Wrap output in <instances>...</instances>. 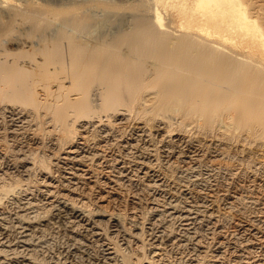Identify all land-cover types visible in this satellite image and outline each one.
<instances>
[{"label": "bare ground", "instance_id": "1", "mask_svg": "<svg viewBox=\"0 0 264 264\" xmlns=\"http://www.w3.org/2000/svg\"><path fill=\"white\" fill-rule=\"evenodd\" d=\"M260 5L250 0H0V110L11 125L19 121L11 131L17 130L20 122L33 123L36 127L33 128L32 138L36 142L43 143L42 132H38L41 124H51V142L63 149L67 147L62 160L65 171L70 175L63 173L61 180L64 185L74 183L80 174V166L86 160L94 161L102 154L93 144L90 145L95 138L90 143L79 141L78 134L94 130L97 138L100 136L109 140L116 131V123L122 124L133 114L136 116L134 119L143 121L137 132L141 138L149 130L160 132L164 129L162 127L168 128L167 131L164 129L159 140L162 141L159 154L164 162H171L174 157L177 161L185 157L196 158L197 161L196 150L201 147L199 140L196 143L192 138L187 137V140L168 133L176 114H179L176 122L181 127L196 124L194 127L200 129V126H211L219 120V127L227 130L232 124L236 125L233 123L237 122L234 120L235 112L242 116L244 112H256L257 117V110H264V100L259 98V102H255L259 95L256 85H264V23L256 13L261 11H256L261 9ZM167 6L173 9L176 19H165L163 10ZM15 27L24 36L15 35L17 30L13 35ZM10 32L12 39L8 35ZM9 41L12 47V44L6 45ZM139 85H145L142 94H138L141 90H138ZM37 86L39 89L36 91ZM86 92L89 95L87 99L84 96ZM253 93L257 94L255 98L250 95ZM15 96L22 97L25 107L10 101L11 98L19 99ZM218 107H222L219 112ZM246 117L249 118V115ZM122 127L120 130H124ZM252 131L257 133L255 129ZM134 140L132 144L126 141L121 146L127 150L130 144L135 149L133 156L139 169L150 175L152 170H156L152 157L157 151L149 150L153 145L142 149L137 136ZM184 142L187 143L185 146ZM139 148L143 155L140 150L137 153ZM23 152L19 151L20 154L15 157L21 176L40 163V160L36 162V156L32 158ZM5 153H0V157L7 156ZM194 153L195 156H192ZM44 165L46 167V163ZM156 165L159 166V163ZM124 172L122 170L121 173ZM158 174L153 173L154 181L163 185L167 173L164 178ZM24 176L23 179H26ZM11 182L0 184V264H77L79 260L83 264H135L142 258L128 250L129 243L148 229L152 230L149 239L154 248H168L177 240L180 245L181 242L185 245L193 243L198 249L201 246L199 229H203L204 225L210 226V223L216 226L217 214L212 209V203L203 197L204 200L194 198L195 195L188 196L185 191H182L183 201L177 194L171 193L172 197L165 204L162 202L161 207L156 203L152 219L146 224V221L141 223V220H136L130 233L125 229L120 214L92 208L90 203H82L74 195H57V190L51 188L56 184L52 179H45L44 187L40 189L47 197L45 209L40 205L41 199L37 200L32 195L30 186L24 187L21 180ZM167 219L171 222L172 219L178 220L181 232L180 228L177 233L173 230L169 232L166 229L169 224L165 223ZM104 222H109V230L104 227ZM51 233L66 239V244L57 247L58 250L53 253L44 245ZM94 243L99 249L96 255L90 251ZM150 259H145L142 264H157Z\"/></svg>", "mask_w": 264, "mask_h": 264}, {"label": "rangeland", "instance_id": "2", "mask_svg": "<svg viewBox=\"0 0 264 264\" xmlns=\"http://www.w3.org/2000/svg\"><path fill=\"white\" fill-rule=\"evenodd\" d=\"M250 1L254 4L257 3L259 5V3H261V5H263V6L260 5L259 8H261V9L257 8L259 10H256V11L261 10L263 14L260 13L261 11L256 12V13L258 15L259 20L261 22L263 21V23H264V2H263L264 0H257L259 3L258 2L255 3L254 0H250ZM163 11H165L164 12L165 19L173 20V19L177 18L173 9L170 8V6H167ZM259 13H260V15H259ZM166 16H169L170 18L166 17ZM262 16H263V18H262ZM14 30L16 31L17 27H15V29H13V31ZM13 31H11V32H13ZM15 31L13 32V35H14ZM11 32L8 35H9V38L12 39L13 35ZM16 34L17 35L19 34L21 37L24 36V35L20 34L19 31H18V33H15V35ZM11 44H12L11 42L10 43L7 42L6 45L10 46ZM12 46H13V44L11 45V47ZM21 54H25V52H22ZM141 86L142 85L137 86V87H139L138 90L141 89L140 90L141 93L138 91V94H142L145 90V85H144V87L142 86V88H140ZM263 86L262 85H260V86L256 85V88L259 89V91H256V93L259 95L257 96V94L255 93V95L257 96L256 97L257 101L255 99V102H259V98L261 99V101L264 100V97H263L264 96V93H263L264 87ZM213 87H215V86H213ZM216 87H218V86L216 85ZM261 87H262V89H261ZM38 89L39 88L37 86L36 91ZM90 89H91V87H90ZM88 92H86L87 95L86 94L84 95L86 97V99L89 98ZM261 93H262V95L260 97ZM250 95L252 97L254 95V93L250 94ZM255 95L252 98H255ZM16 97L17 96H15V98ZM17 98H19V99L17 100V99L11 98L10 101H12L17 106L25 107L26 102L22 101L23 100L22 97H17ZM252 101H254V100H252ZM261 101H260V103H261ZM22 103H23V105H22ZM263 103H264V101H263ZM223 104L226 105V102H223ZM223 104L221 103V105H223ZM26 107H27V105H26ZM222 107H218V112L221 111ZM35 111H37V110H35ZM134 111H131V112H134ZM258 111H259L260 115L264 116V114H263L264 112H262L264 110H262V111L257 110V115L259 117L258 116L256 117V112H254V113L249 112L250 114L252 113L255 118L253 117V115H250L249 113L246 114L244 112V114L246 116L249 115V118L251 116V118H250L251 120L249 118H247L246 116H244V114L242 116V115L238 114V112L234 111L236 113L235 114L233 111H231L235 114L234 120H236L237 122L234 121L233 123H236V125L232 124L231 126L228 127L227 130H225L226 128L224 129V127L222 129V126L219 127V123H218L219 120H217L218 122L215 121L211 126H200V129L198 127H197L198 129L196 127H194V126H197L196 124L195 125L191 124V125L185 126L186 128L181 127V126H179L180 124L178 125L179 122H176V120L179 117V114H176L177 116L175 114H173V115H175V117L173 116L174 118H173L172 125H173V123H174V125L171 126V128H169V129H171L174 132L169 130L168 133H171L172 135L175 133L176 135H178V137L180 135L181 137H185L186 139H187V137H189L190 139L192 138V140L194 139L193 141L196 143H199V141H200L199 144L201 146V147L199 146L200 148L198 150H196V153H197L196 156L198 157L197 161H196V158L192 159L189 157H185L184 159L185 160L190 159L191 161L190 160L185 161L184 159H178V161H177V159L174 157V159L172 158V160L175 161V159H176V161L174 162L171 160V162H174L173 164L170 161H169L170 163L164 162L165 160L162 158L161 154H159V153H161L160 146L162 144L161 143L162 141H159L161 136H162L161 133L165 132L166 129L168 130V128L162 127L165 129V130L163 129L164 131L162 129H160L162 132L161 131L159 132V131H156L153 129L149 130V132H146L145 133L146 135L144 134L143 137L141 138L138 136L137 132L139 131L138 130L140 127L139 124L142 126L143 121L140 122V121H137V118L134 119L136 117V116H134V114H133L134 118L131 116V118H127L126 120H124L125 122L122 121V124L116 123V128H115L116 131L114 132L113 135H111V137H109V140L107 138H103V137L101 138L100 136H98L99 138H97V134L95 135L94 130L89 131V133L88 132L87 133L81 132V134L79 133L80 135L78 134L79 141L83 140V141H87L90 143L92 141V139L94 140V138H95L94 142L92 141L90 143V145L93 144L92 145L93 147H96L97 150L101 151L102 156L99 155L98 157H95L94 161L90 160V159L86 160L80 166V169L78 170V172L80 174H82V175L79 174V176L77 178L78 180L75 179L74 183H71L70 185H64V181H62L64 174H66L68 176L70 175V173L65 171L64 162L62 160V156L65 155L64 152H65V150L67 151V147H65L63 149L59 146L57 147V145L55 143L51 142V134H52V132H50V130L52 129L51 124L50 123H44L43 121H41V122H43V124H41V128H39V129H41V130L43 129V130L42 131L38 130V132L39 131H40V133L42 132L41 136H42V142L43 143L36 142L35 140H33L34 138H32L33 137L32 134L35 131L33 128L36 127L33 123H32L33 124L32 125L31 122H29V121L24 122V123L20 122L19 128H16L18 131L15 129L13 131H11L13 129L12 126L15 125L17 127L19 121H14L13 125H11L10 121L8 122V120L6 118H4V113L0 110V117H1L0 118V125H1L0 126V136H1L0 137V153L6 152L5 154H7V156H5L6 158L0 157V184H3V183L9 184L12 180H13L12 181L13 183H16V182H20V180H21V183L23 184L24 187L27 185L30 186V190L33 191L32 195L37 200H40V199L43 200V201L40 200L39 202H40V205L45 209L48 205L47 204V197H46L45 192H42L40 189H42V187H44L43 183L45 182V179H52L53 182L56 184L55 185L53 184L51 186V188H54L57 190L56 191V192H58L57 195L67 194L70 197H72V195H74L76 200H78L80 202L83 201L82 203L85 202V204L90 203L91 205L90 204H88V205H90L92 208L94 207V208H97L100 210H104L103 212H106V213H118V214H120V216L122 217V220H123L122 222H123L125 229L129 230L128 232H130V233H131V230L133 229L132 226L136 220L137 221L141 220V221H139L141 223H144L146 221L144 223V224H146L148 222V220L152 219V217H153L152 216L153 215L152 209L155 207L156 203H157L156 206L161 207L165 201L167 202V200L172 197L173 193H174L173 195L177 194L176 196L181 201H183L184 198L182 196V191H185V192H187L188 196L193 197L195 195L194 198L195 197H197V198L203 197L204 199H206V201L208 203H212V209L213 210L215 209L216 210V211L214 210L215 213L217 214V216H219V217L216 216V219H215V224L217 227L216 226L214 227L213 223H210L209 224L210 226L206 227L204 225V226H202V227H204L203 229H199V234L201 235L200 236V239H201L200 240V244H201L200 248L201 249L200 248L196 249L193 243H189L188 245L187 244L185 245L181 242V245H180V242L179 241L177 242V240H176L174 242L175 246L170 245L168 248H160V250H159L157 248L152 247V243H150V239H149L150 238L149 233H150V231L152 232V230L148 229L147 231L143 232L144 234L141 233L139 235V237L131 239V241L129 243L128 250L131 249L132 250V251L130 250L131 253L135 254L136 256L140 255V257L142 258L140 262H138V263L136 262L135 264H142L145 262V259L151 260L150 258H152L154 263H157V264L158 263L159 264H213V263L214 264H240V263L241 264H264V225H263L264 224V133H263V131H264L263 130L264 120L263 119L264 118H262V116L259 115ZM105 112L106 111H104V112L101 111V113H105ZM226 112L227 111H225V113ZM228 113L233 115V113H230V112H228ZM220 114H222V113H220ZM220 114H218V115H220ZM236 115H238L239 118H238V116L236 117ZM76 116L77 115H74L73 117H76ZM240 116H242L243 118ZM237 118L241 121V122L239 121L240 123H238ZM128 119H130V120H128ZM253 119H254V121L255 120L256 121L253 122ZM258 119L260 120L259 122H258ZM37 121H35V122H37ZM239 124H241V125L239 126ZM244 124H246V125H244ZM9 125H11V126H9ZM234 125L237 127H235ZM251 125H252V127H251ZM122 126H124V130H120V128L123 129ZM256 126H257V128H256ZM261 126H262V128H261ZM210 127H211V129H210ZM207 128H209V129H207ZM46 129L49 130L48 131L49 133L47 132ZM234 129H236V130L234 131ZM254 129H255V131L257 130V133H255V134L252 131ZM117 130L120 132L117 133L118 132ZM126 131H127V133H126ZM225 131H227V132H225ZM259 131H261V132L259 133ZM250 132L251 133L253 132V134H251ZM93 133H94V135H93ZM121 133H124V135ZM248 133H249V135H248ZM262 133H263V136H262ZM87 134H89V136H87ZM192 134H193V137H192ZM83 135L84 136L86 135L85 137H88V139H85V137H83ZM116 135H118V137L120 135H122L120 137L121 139L118 137L117 138L113 137ZM135 136H137L140 139L141 142L139 141V144H140V147L142 149L144 148V146L149 148L150 145L151 146L153 145L151 148H149V150L153 149V150H151V152H154V150H155V152L156 151L158 152V153L156 152L154 154L155 156L153 155V157H152L154 160L153 163H155L154 168L156 170H154V171L152 170V172H150V175H145L144 172L139 169V164L136 160V157H134L135 152H133V151H135V149H132L130 144L134 143ZM131 137H133V138H131ZM197 138H199V139H197ZM106 140L108 141L109 144L107 143ZM113 140L118 141V142L114 143ZM122 141H125V142L123 143ZM126 141L130 142L127 150H125L126 149L125 146H121V145H125ZM105 142L107 143V145ZM94 144H96V145L94 146ZM185 144H187V143L184 142L183 145L185 146ZM155 146H157V148H159V149H157ZM130 148L132 149L133 154H130V153H132ZM7 149H8V151H7ZM128 149H130V151ZM223 149H225V150H223ZM139 150H140L141 155H143L140 148L138 149L137 153H139ZM19 151L20 152L25 151V153L27 152L28 154L27 153L26 154L29 155L30 157L32 156V158L36 156V158H37L36 162H39V160H40V163H41V164L39 163L40 165L39 164L37 165V163H36L37 166H35V168L34 167L31 168L30 171L28 172V174H26L25 176L23 175L26 179H23V176H21L22 174L20 173V171H18V168H16V163H17L18 159L15 157L17 154H20ZM30 152H31V154H30ZM196 153H194V155H192V156H195ZM149 154L148 155L146 154L145 156H149ZM41 157H42V159H41ZM157 157H158V159H157ZM103 158H104V160H101ZM179 160H180V163H179ZM99 161H101V162H99ZM45 163H46V167H43V166H45L44 165ZM98 163H100V164L98 165ZM156 163L157 164L159 163L160 167L158 165H156ZM182 164H184V165H182ZM186 164L187 165L190 164V167L192 170H190L189 165L187 166ZM176 165L177 166L180 165V166H178L179 168L177 170H175ZM194 165H195V168H194ZM135 166H137V167H135ZM156 167H158V169ZM160 168H162V170ZM183 168H184V170H183ZM121 169L125 171L124 174L121 173L122 172ZM57 170H58V172H57ZM127 170H128V172H127ZM157 170L160 172V174H158L159 172ZM181 170H183V171H181ZM103 171H104V173H103ZM173 171H176V173ZM154 172L162 178L165 177V175H166L165 172L167 173L168 177L166 175V177L163 179V180H166L163 185H159V184L157 185L156 181H154V175H153ZM125 173H127V174H125ZM170 173H171V175H169ZM28 175H30V176H28ZM170 177L171 178L173 177V178L171 179ZM174 177H176L177 179H175ZM181 177H182V179H181ZM28 181H29V183H28ZM40 181H43V182H40ZM193 181H196V182H193ZM173 182H174V184H173ZM151 184H153V186ZM155 184L157 186H155ZM171 185H172V187H171ZM163 186H166L168 188L166 189V187H163ZM182 187H183V190H182ZM169 188H170V190H174V189L175 190L170 192ZM165 192L167 193L168 196H166ZM28 194H29V196L31 195L30 193H28ZM238 194H239V196H238ZM42 197H43V199H42ZM164 198H165V200H164ZM239 201H241V202H239ZM44 202H45V204H44ZM141 203H142V205H141ZM228 208H229V210H228ZM150 211H152V213ZM146 218H148V219H146ZM174 220H176V219H172V222H171V219L166 220L167 221V222H165L166 225L169 224V226L168 225L166 226V229L168 228L167 230L169 232H171L173 230V232L176 231L175 233H177L179 228H180V231H179V233H180L181 232V227H180L181 224L178 220H176L177 222H175ZM173 221H174V223H173ZM104 223H103L104 227L107 228L106 230H109V228H110L109 222H104ZM211 224H212V226H211ZM262 225H263V227H262ZM214 228H216V229H214ZM217 229H219V230L217 231ZM146 232H147V234H146ZM58 235H57V233H51V234H48V236H47V238L48 239L50 238V239L47 241V243L45 242L47 245L46 244H44V245H45V247L46 246L48 247V248L47 247L46 248L49 252L52 250L51 253L56 252L58 250V248H61V247H63V245L66 244L65 243L66 239L62 235H60V234H58ZM62 237H63V239H62ZM49 242H50V247H49ZM220 242H221V244L218 245ZM50 248H52V249H50ZM90 249H91L90 251L95 253V255L99 253V249H98V246L96 243H94L92 245V247H90ZM152 250L153 251L155 250L157 252L154 251V253H153ZM161 250H163V251H161ZM146 256H147V258H146ZM134 261H136V260L134 259ZM77 264H83V261L81 262L79 260L77 262Z\"/></svg>", "mask_w": 264, "mask_h": 264}]
</instances>
